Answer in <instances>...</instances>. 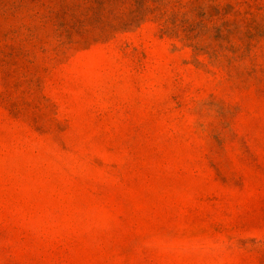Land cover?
<instances>
[{"label":"rangeland","instance_id":"obj_1","mask_svg":"<svg viewBox=\"0 0 264 264\" xmlns=\"http://www.w3.org/2000/svg\"><path fill=\"white\" fill-rule=\"evenodd\" d=\"M0 264H264V0H0Z\"/></svg>","mask_w":264,"mask_h":264}]
</instances>
